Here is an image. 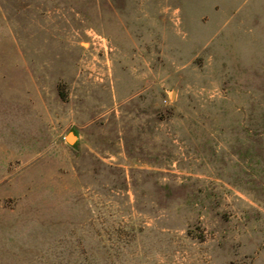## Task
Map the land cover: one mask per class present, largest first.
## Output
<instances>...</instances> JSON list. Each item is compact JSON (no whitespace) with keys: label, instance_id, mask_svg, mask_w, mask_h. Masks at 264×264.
Here are the masks:
<instances>
[{"label":"rangeland","instance_id":"obj_1","mask_svg":"<svg viewBox=\"0 0 264 264\" xmlns=\"http://www.w3.org/2000/svg\"><path fill=\"white\" fill-rule=\"evenodd\" d=\"M0 264H264V0H0Z\"/></svg>","mask_w":264,"mask_h":264},{"label":"water","instance_id":"obj_2","mask_svg":"<svg viewBox=\"0 0 264 264\" xmlns=\"http://www.w3.org/2000/svg\"><path fill=\"white\" fill-rule=\"evenodd\" d=\"M69 141H72L71 139H68Z\"/></svg>","mask_w":264,"mask_h":264}]
</instances>
